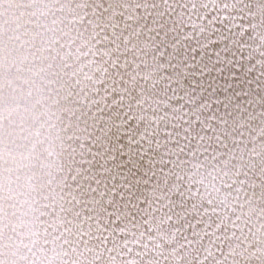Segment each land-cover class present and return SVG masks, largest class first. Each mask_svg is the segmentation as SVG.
<instances>
[{
  "label": "snow or ice",
  "instance_id": "6c2138e0",
  "mask_svg": "<svg viewBox=\"0 0 264 264\" xmlns=\"http://www.w3.org/2000/svg\"><path fill=\"white\" fill-rule=\"evenodd\" d=\"M0 264H264V0H0Z\"/></svg>",
  "mask_w": 264,
  "mask_h": 264
}]
</instances>
